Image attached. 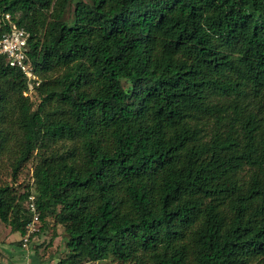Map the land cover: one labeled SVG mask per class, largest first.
<instances>
[{
    "label": "trees",
    "instance_id": "obj_1",
    "mask_svg": "<svg viewBox=\"0 0 264 264\" xmlns=\"http://www.w3.org/2000/svg\"><path fill=\"white\" fill-rule=\"evenodd\" d=\"M4 15L40 85L0 54V223L24 236L33 196L57 264H264V0H0V37Z\"/></svg>",
    "mask_w": 264,
    "mask_h": 264
},
{
    "label": "built area",
    "instance_id": "obj_2",
    "mask_svg": "<svg viewBox=\"0 0 264 264\" xmlns=\"http://www.w3.org/2000/svg\"><path fill=\"white\" fill-rule=\"evenodd\" d=\"M9 16L4 15L3 21L9 23V30L3 33L0 37V54L3 55L10 67L19 70L26 78L28 91L24 96H30L39 85L40 81L34 74L32 66L27 58V39L28 35L23 29L18 28L15 24L9 21ZM28 209L31 213L29 222L25 227V234L22 237V246L25 247L29 240L39 232V213L34 204V197H29Z\"/></svg>",
    "mask_w": 264,
    "mask_h": 264
},
{
    "label": "rangeland",
    "instance_id": "obj_3",
    "mask_svg": "<svg viewBox=\"0 0 264 264\" xmlns=\"http://www.w3.org/2000/svg\"><path fill=\"white\" fill-rule=\"evenodd\" d=\"M72 9H69L66 12L65 18L68 19L71 17ZM123 87L125 89L128 88V83L123 81ZM9 171V170H8ZM7 170L0 171L3 179L6 182H10V179L7 178ZM32 164L31 162L24 165L21 175L19 176L16 184L14 185L15 189L21 193L26 188V186L32 185ZM15 240L19 239V234L17 232H13ZM61 229L59 227L50 229L44 235L40 237H36V239L30 244L29 252L31 257L22 258V261H5L4 259L0 258V264H57L59 260L64 255L63 248L64 244L61 238ZM46 244V247L43 245ZM2 250V248H1ZM37 252V253H36ZM36 255V256H35ZM83 264H94L91 262H85ZM98 264H110L107 260L106 262L98 263Z\"/></svg>",
    "mask_w": 264,
    "mask_h": 264
},
{
    "label": "crops",
    "instance_id": "obj_4",
    "mask_svg": "<svg viewBox=\"0 0 264 264\" xmlns=\"http://www.w3.org/2000/svg\"><path fill=\"white\" fill-rule=\"evenodd\" d=\"M10 227L0 223V258L5 261L11 260L22 261V258L31 257L29 246L36 239L37 236L32 237L25 247L22 246V235L19 234V239L15 240L14 234ZM43 245V247H45ZM2 248V250H1ZM37 253V252H36ZM36 256V255H35ZM9 263V261H8Z\"/></svg>",
    "mask_w": 264,
    "mask_h": 264
}]
</instances>
